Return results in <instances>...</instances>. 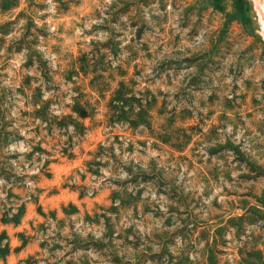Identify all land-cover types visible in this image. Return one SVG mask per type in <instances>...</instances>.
I'll return each mask as SVG.
<instances>
[{
	"label": "rangeland",
	"instance_id": "1",
	"mask_svg": "<svg viewBox=\"0 0 264 264\" xmlns=\"http://www.w3.org/2000/svg\"><path fill=\"white\" fill-rule=\"evenodd\" d=\"M264 0H0V264H264Z\"/></svg>",
	"mask_w": 264,
	"mask_h": 264
},
{
	"label": "bare ground",
	"instance_id": "2",
	"mask_svg": "<svg viewBox=\"0 0 264 264\" xmlns=\"http://www.w3.org/2000/svg\"><path fill=\"white\" fill-rule=\"evenodd\" d=\"M259 16H260V22H261V24H262L263 35H264V18H263V16H262L261 11H259Z\"/></svg>",
	"mask_w": 264,
	"mask_h": 264
}]
</instances>
